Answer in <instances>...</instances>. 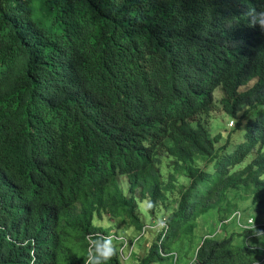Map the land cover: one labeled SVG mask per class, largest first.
I'll return each instance as SVG.
<instances>
[{
    "label": "trees",
    "instance_id": "1",
    "mask_svg": "<svg viewBox=\"0 0 264 264\" xmlns=\"http://www.w3.org/2000/svg\"><path fill=\"white\" fill-rule=\"evenodd\" d=\"M47 2L54 37L31 0H0V264H85L93 236L119 237V225L136 244L146 222L119 176L153 217L180 194L140 264H175L184 242L200 245L191 264H264V248L234 243L254 237L243 227L262 223L252 216L222 238H196L211 210L223 224L247 202L264 216V29L248 15L264 0ZM218 89L235 119L261 108L224 154L201 118ZM175 171L189 184L177 186ZM111 242L106 264H126L127 242Z\"/></svg>",
    "mask_w": 264,
    "mask_h": 264
},
{
    "label": "rangeland",
    "instance_id": "2",
    "mask_svg": "<svg viewBox=\"0 0 264 264\" xmlns=\"http://www.w3.org/2000/svg\"><path fill=\"white\" fill-rule=\"evenodd\" d=\"M31 3H32L33 19L38 24V26L45 29L48 32V34L52 37L59 34L60 28L57 24H55L53 20V12L51 11L50 5L48 4L47 0H31ZM4 69L5 67L0 63V73H2ZM252 84H250V86ZM224 98L225 96L223 92L218 89L215 94V104L212 112L208 116L203 115L201 117L204 119V121L207 122L209 130L213 134L212 136L215 137V135L218 136L219 134V136L222 137L220 142L217 144L218 149L227 146L226 150L223 151L222 154L232 152L237 145L244 142L245 133H246L245 131L246 123L248 122V120L254 119L257 115V112L261 110L260 108L256 111L254 110L243 111L239 113L235 119L225 113L223 104L221 103L222 99ZM230 121H234V125L231 128L228 126L230 124ZM238 122L241 123L239 129L237 127ZM255 155H256L255 152L251 153L239 166V169L244 168L249 163H251ZM170 161L171 160L163 157L161 172L163 174L164 180L168 177V172H169L168 168L170 167L169 165ZM197 165L201 169L212 171L213 164H210L207 161H203L202 159H200L197 162ZM171 170L172 168H170V171ZM175 176L177 178V186L189 184L188 179L183 174L180 175L178 171H175ZM118 180L124 193L127 196L134 195L136 197L138 208L142 216V219H144L146 222L145 228L148 231V233L143 238H141V240H138L135 244V240L133 238L134 234L130 231H126L125 233L123 230H121V225H119V227L116 230L121 231V235L117 237L114 234L115 232H112L110 237H108V239L110 241L112 240L115 241L114 243L115 245H119V244L121 245V239L124 242H127L120 249V251L124 254V257H122V262L124 261V259H126L125 260L126 264H140L141 258L147 255L148 250L151 248L153 241L158 235L157 231L159 230V228L157 225L162 220L161 219L162 216L161 214L157 215L156 217L150 216V213L147 209L148 199L141 200L139 196V191L134 194H131L128 179L126 177L119 176ZM167 196H168L167 203L169 205V210L167 212L164 211L166 214L163 215H169L170 211L176 208V202L179 199L180 194L178 189H176L173 192H169ZM244 206L246 207L244 209H241V210H245L244 213H242L241 219L244 218V220H246L248 216H252L255 218L256 222L258 223L262 222L264 224V216L255 215L254 213H252V208L250 205L248 206V202L245 203ZM101 219H103L102 224L108 227L109 225L107 223V217L105 216L102 217ZM155 220L156 222L154 223ZM238 225L239 224L234 220H232L228 224H222L219 221L216 210H211L208 213L202 215L198 219V232L201 233L196 238L203 237L204 235H209V236L213 235L216 236L215 238H222L225 235L224 234L225 230L233 229L235 231ZM153 226L156 227L153 228ZM246 242L251 245L257 246L259 248H264V238L258 239L256 236H254L246 240L244 237H236L234 240V243L237 245H243ZM190 250L191 248L188 247L187 251L189 252ZM132 251L135 252L134 256L132 255Z\"/></svg>",
    "mask_w": 264,
    "mask_h": 264
},
{
    "label": "clouds",
    "instance_id": "3",
    "mask_svg": "<svg viewBox=\"0 0 264 264\" xmlns=\"http://www.w3.org/2000/svg\"><path fill=\"white\" fill-rule=\"evenodd\" d=\"M248 15H250L252 17V22L254 25L258 24L261 27V29H264V9H261L260 11L249 10ZM231 122L234 123V121H231ZM161 216H162L161 217L162 220L164 218H167V220H168V218H169L168 215H161ZM232 220L233 219L230 218L229 220L226 221L225 224L230 223ZM249 224L253 225L254 236H256L258 239L264 238V230L256 228L254 220L250 219ZM260 224H263V223H260ZM208 237H211V236L205 235L204 239H206ZM212 237H216V236L212 235ZM164 239L165 238H163V239L161 238L160 244L163 242ZM187 244H188V247L191 248V250L189 252L187 251V249H188ZM195 244H194V242L192 244H190L188 242H184L182 254L180 255L178 253H174L175 264H182V263L191 264V263H193L197 257V252H198V250H197V252L195 254V248L198 247V249H199V246H200L199 242H195ZM90 248H91V252L89 254L88 259L85 261V264H106V262L111 258V254H112V251L114 249V245L107 238L94 235L93 239L90 241Z\"/></svg>",
    "mask_w": 264,
    "mask_h": 264
},
{
    "label": "built area",
    "instance_id": "4",
    "mask_svg": "<svg viewBox=\"0 0 264 264\" xmlns=\"http://www.w3.org/2000/svg\"><path fill=\"white\" fill-rule=\"evenodd\" d=\"M233 124H234V123L231 122L229 126L232 127ZM241 216H242V214L239 213V212H237V213H235V214L232 216L231 219H235V220L237 221V223L240 225V224H242ZM166 220H167V218H164V219H163V220L157 225L158 228L166 229V227H167ZM249 220H250V219H249ZM251 220H253V219H251ZM155 227H156V226H153V228H155ZM243 227L246 228V229H252V230H253V225L249 224V221H248L247 224L243 225ZM255 227H256V228L264 227V224H259V225H258V224H255ZM163 238H164V237H162V239H163ZM194 244H195V242H194ZM195 245H196V244H195ZM197 250H198V247L195 248V254H196ZM124 260H126V259H124Z\"/></svg>",
    "mask_w": 264,
    "mask_h": 264
},
{
    "label": "crops",
    "instance_id": "5",
    "mask_svg": "<svg viewBox=\"0 0 264 264\" xmlns=\"http://www.w3.org/2000/svg\"><path fill=\"white\" fill-rule=\"evenodd\" d=\"M227 232H228V233H232V232H234V230H233V229H229V230H227ZM200 233H201V232H198V235H197V236H199ZM204 236H205V235H204ZM178 254L181 255V254H182V250H180V251L178 252ZM153 264H157V263H153Z\"/></svg>",
    "mask_w": 264,
    "mask_h": 264
}]
</instances>
